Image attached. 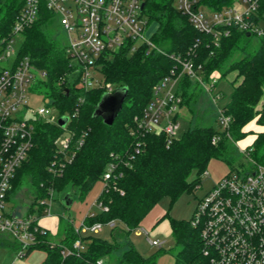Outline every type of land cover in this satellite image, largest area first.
Here are the masks:
<instances>
[{
    "label": "trees",
    "instance_id": "obj_1",
    "mask_svg": "<svg viewBox=\"0 0 264 264\" xmlns=\"http://www.w3.org/2000/svg\"><path fill=\"white\" fill-rule=\"evenodd\" d=\"M25 1L0 0V37L11 33ZM235 1L199 0V3L211 11H220ZM143 13L148 25L157 24L158 29L152 41L163 53L151 51L147 54L145 46H142L134 54L125 48L113 56L106 55L98 60L106 84L128 88L123 109L110 127L101 118L93 117L95 107L105 93L104 89L85 93V103L77 111L80 92L67 81L70 69L65 48L51 40L46 32L47 22L51 21L50 14L43 8L40 19L24 32L19 57L28 56L35 66L46 71V79L35 83V88L40 89L45 98L52 100V105L60 109L61 115H71L67 128L74 133L72 151L75 152L73 160L67 162L62 173L54 176L49 172V167L54 161H63L61 156H57L55 140L64 130L41 121L34 123V147L28 160L17 171L10 192L20 186L30 188L34 197L30 213L33 212L34 204L47 197L49 189L54 190L61 204L67 193L72 196L76 193L79 198H85L94 185L101 181L108 166L115 164L117 174L121 173L122 177L111 182L108 190L103 191L98 198L108 207V211L99 212L95 217H86L85 222L92 225L115 220L126 226L125 235L128 236L129 232L141 226L161 199L167 196L175 200L184 192L196 189L207 172L210 160L231 161L232 141L213 126L190 128L170 145L166 144V136L162 133L132 136L135 117L140 116L151 102L154 86L173 68V54L185 55L184 58L191 59L196 68L200 65V74L205 81L215 73H220L221 78L230 72L237 73L239 84L223 107L225 114L232 118L229 132L233 142L245 139L252 132L245 128L253 121L264 127V36L259 39L258 47L252 50L250 37L233 29L232 35L216 47L211 36L195 30L188 18L177 10L176 0H148ZM263 14L264 1L259 11L261 19H264ZM182 82L188 88L192 80L186 76ZM181 89L179 91L184 99L182 108L189 105V90L186 86ZM83 134L84 142L78 147L77 143ZM217 134L221 138L217 144H213V137ZM139 140L144 145L140 153H136ZM253 147L252 156L263 162L264 130L256 134ZM165 218L168 219L177 245L181 246L175 264H207L202 254L200 229L191 225L192 220L177 221L167 215ZM57 236L60 242L51 248L50 232L39 234L40 244L29 250L27 256L34 249H44L48 255L46 264H95L97 260L111 256L121 248L117 243H109L95 235L85 238L81 235L87 245L86 252L80 257H64L62 248L72 247L80 238L71 217L60 219ZM2 245L15 246L12 242ZM146 263L130 246L111 264Z\"/></svg>",
    "mask_w": 264,
    "mask_h": 264
},
{
    "label": "built area",
    "instance_id": "obj_2",
    "mask_svg": "<svg viewBox=\"0 0 264 264\" xmlns=\"http://www.w3.org/2000/svg\"><path fill=\"white\" fill-rule=\"evenodd\" d=\"M147 1L26 0L11 33L0 37V61L15 54L12 66L0 70V234L15 245L16 257L10 264H20L29 250L40 244L38 235L48 231L41 220L52 217L53 189H49L46 198L34 204L33 212L6 213L13 180L34 147V123L41 121L59 126L62 116L69 118L63 128L67 137L61 140L60 135L55 140L57 156H61L63 161L57 159L52 162L50 173L60 175L67 162L70 163L75 156L72 151L74 133L67 130L71 115H60L55 122L50 107L41 106L33 110L28 106L33 85L37 79H46L47 73L35 66L28 56L19 57L24 32L40 19L43 8L50 14L51 22L58 18L67 41L65 51L70 69L67 81L80 92L76 103L78 111L85 103L84 94L88 91L101 88L105 93H112L116 89L109 84L93 81L92 73L101 72L98 65L100 58L113 56L125 48L134 54L142 46H145L147 54L151 51L162 53L152 41V36L147 35L149 25L142 8ZM263 1L236 0L233 5L220 11H211L202 6L199 0H176V8L188 18L195 30L211 36L214 46L219 47L223 39L232 35L233 29L249 34V37L260 39L264 36V19L259 15ZM171 58L176 66L154 86L151 102L140 116L135 117V129L131 131L133 137L162 133L166 136V144L170 145L178 137V111L182 104L177 91L173 92L175 84L186 76L192 82L201 83V86L208 84L200 74V65L196 68L191 59L183 62L180 57L172 55ZM177 66L181 69L178 70ZM216 83L213 80L207 91L211 92ZM219 97L218 94L217 99ZM29 113L34 119H27ZM219 121L221 132L233 142L229 132L232 118L225 114L223 108L219 111ZM220 138V134L215 135L213 144H217ZM83 142L84 134L77 143L78 147ZM143 145L144 142H137L136 153H140ZM253 151V144L242 150L245 158L251 162V169L245 173H230L223 178L199 202L191 221L194 228L200 229L202 254L207 264H264V161L255 159ZM116 167L111 164L104 173L101 179L103 191L108 190L115 179L122 177L121 173L117 174ZM95 205L100 212L108 211V207L99 199L91 207ZM91 207L86 217L98 214ZM105 226L114 228L116 221L88 225L84 220L80 228H75L80 238L72 247H63L62 255L80 257L87 250L81 235L97 234ZM143 233L152 246L162 248L164 243L151 239L147 230L138 231L139 235ZM50 246L54 248L56 244L51 243ZM95 264H104V261L99 259Z\"/></svg>",
    "mask_w": 264,
    "mask_h": 264
},
{
    "label": "rangeland",
    "instance_id": "obj_3",
    "mask_svg": "<svg viewBox=\"0 0 264 264\" xmlns=\"http://www.w3.org/2000/svg\"><path fill=\"white\" fill-rule=\"evenodd\" d=\"M262 24H264V21H262ZM47 26L46 32L49 38L57 43L61 48H65L67 44L66 35L58 23V18L55 17L52 22L48 20ZM157 29V24L153 23L152 25H149L147 35L150 37L154 36ZM248 39H250L249 42L251 43V49H256L259 45V39L255 37H250ZM16 48L19 50V47ZM184 56L185 55L182 54L175 55V57H180L183 62L190 60L189 58H184ZM14 59L15 54L6 60L0 61V70L2 68H8L12 66ZM175 64L176 63L174 62L173 68L176 66ZM177 69L180 70L181 68L177 66ZM91 76L93 77L94 82L105 85L109 84L113 86L114 89L119 88L112 83L106 84L101 72H93ZM213 80H215L217 83L215 87L212 88V91L208 92L207 90L210 88ZM239 81L240 80L237 79V73L234 71L230 72L223 78H221L220 73H215V75L211 76L207 81H205V83H208L205 87L201 86V83L195 82H191L190 87L188 88L187 85H185L182 81H180L178 84L176 83L173 92L177 91L176 93L182 98V104L184 99L179 90H182L181 87L185 86L186 89L189 90L187 98L189 105H185L182 108L180 106L178 111V123L180 124L178 137L195 126H213L217 131H221L219 111L228 103L230 96L234 88L239 84ZM38 82H40V79H37L36 84ZM218 94L220 97L217 99ZM27 101L28 106L33 110H37L41 106L50 107L55 122H57L61 115L60 109L53 106L52 100L45 98L41 94V90L35 88V84L33 85L32 92L29 94ZM262 102L263 101H261L260 105ZM258 108L260 109V107ZM27 119H34L33 115L29 113L27 115ZM67 130L71 131L68 128ZM246 130L252 132L249 133L245 139L231 143V161H225L221 159L210 160L206 167L207 175L204 174L202 176L200 184L196 189L190 192H184L175 200L167 196L164 197L144 219L138 229L147 230L151 239L163 242L164 244L162 248L152 246L148 242L147 236L144 233L143 235L138 234L139 230H135V232H129L128 236H126L125 234L127 232V228L120 222H116V226L114 228L105 226L97 234H82V236L85 238L89 235H95L102 240L108 241L109 243H117V245L121 246L120 250L111 256L101 258V260L104 261V264L116 262L122 256V254L129 249L130 246H132L138 252V254L145 261H147L146 264H175L176 256L180 251L181 246L177 245L175 238L171 234L168 219L163 218L167 215L170 219L177 221H191L195 215L199 202L209 191L215 188L223 178L228 176L230 173H245L251 169V162L248 160V158H245L242 150L251 146L255 140L256 134L264 130V127L256 125L255 121H253L247 125ZM65 137H67V133L63 131L61 134V140H63ZM262 158L264 161V154L262 155ZM103 189L104 183L99 181L94 185L85 198L81 199L78 197V194L75 193L73 195L75 198L74 204L70 210L66 209L61 204V199L56 195L54 202L51 204L50 213L52 217H55V219L63 218L67 220V216L69 212H71V221L73 226L75 228H80L87 216L88 210L99 198ZM33 198L32 191L27 186H20L19 188H16L12 191L10 198L8 199L6 213L16 212L17 209L21 213L30 210ZM91 208L92 211L96 213L101 211L97 205ZM42 223L44 226H48L52 223V220L50 221L45 219ZM58 227H60V221ZM53 240H55L52 241L53 243L60 242L59 237L57 239L54 238ZM9 241L10 240L8 237L0 234V264H10L16 257V250L14 246L2 245L4 243H11V241ZM47 257L48 255L46 250L34 249L28 254V256L24 258L20 264H46Z\"/></svg>",
    "mask_w": 264,
    "mask_h": 264
},
{
    "label": "water",
    "instance_id": "obj_4",
    "mask_svg": "<svg viewBox=\"0 0 264 264\" xmlns=\"http://www.w3.org/2000/svg\"><path fill=\"white\" fill-rule=\"evenodd\" d=\"M142 8H144V6H142ZM247 35L250 36L249 34ZM127 96V87H119L116 88L112 93H104L101 97L100 102L95 107L93 117L101 118L105 125L109 127L112 126L118 115L121 113ZM68 122L69 118L66 116H62L58 122L59 127H61L62 129L65 128ZM62 204L68 210L71 209L74 204V198L71 193L65 194V196L62 198ZM71 216L72 214L71 212H69L68 217Z\"/></svg>",
    "mask_w": 264,
    "mask_h": 264
},
{
    "label": "crops",
    "instance_id": "obj_5",
    "mask_svg": "<svg viewBox=\"0 0 264 264\" xmlns=\"http://www.w3.org/2000/svg\"><path fill=\"white\" fill-rule=\"evenodd\" d=\"M245 130H246V128H245ZM246 131H248V130H246ZM261 132V131H260ZM259 133V132H258ZM255 139H256V137H255ZM255 141V140H254ZM253 144V143H252ZM72 208V207H71ZM67 209V208H66ZM28 211V210H27ZM27 211H25V212H23V213H21L18 209H17V211H16V213L17 214H25ZM89 211V210H88ZM72 214V213H71ZM87 214H88V212H87ZM64 216H66V215H64ZM68 217V216H67ZM52 220V223L51 224H49L48 226H44L43 225V221L44 220ZM61 219V218H60ZM60 219L58 218V219H55V217L53 216V217H46V218H43L42 220H41V224L50 232V234H51V239H52V241H55V240H53L54 238L55 239H57L58 238V236H57V233H58V231H59V227H58V224H59V221H60ZM54 220V221H53ZM169 227H170V225H169ZM170 231H171V228H170ZM10 240V239H9ZM53 243V242H52ZM55 243V242H54ZM56 244V243H55Z\"/></svg>",
    "mask_w": 264,
    "mask_h": 264
}]
</instances>
